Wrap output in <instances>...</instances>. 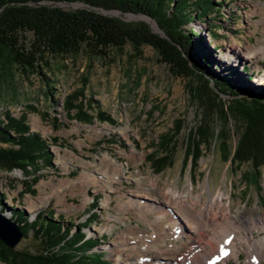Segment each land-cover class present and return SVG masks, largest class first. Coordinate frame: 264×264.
Masks as SVG:
<instances>
[{"label": "rangeland", "instance_id": "374dc122", "mask_svg": "<svg viewBox=\"0 0 264 264\" xmlns=\"http://www.w3.org/2000/svg\"><path fill=\"white\" fill-rule=\"evenodd\" d=\"M213 2L220 3L214 5L213 13L185 26L200 31L201 43L195 51H211L220 66L216 77L242 85L244 96L264 102V56L238 60L232 52L264 44V0ZM77 4L58 6L73 9ZM109 13L124 21L146 22L152 31L163 34L150 17L115 10ZM26 37L31 39V33ZM140 51L135 54L127 44L121 50L109 49L105 58L80 53L52 59V70L47 72V82L53 85L50 95L39 75L23 73L15 66L6 69L0 59V118L24 119L30 131L45 140L50 154V163L38 161L36 171L0 170L3 212L12 219L10 209L14 207L19 219L26 215L33 220L46 211L63 220L70 231L82 230L87 238L98 240L92 250L103 254L107 264H114L109 257L112 250L122 255L134 253L131 258L149 253L148 261L155 258L160 264L173 263L157 255L174 252L176 246L181 251L179 245L186 244L191 235L185 221H180L182 228L175 232L170 222L176 214L165 204L153 202L154 208L146 211L134 205L136 196L161 194L165 199L170 192L174 196L185 193L188 199L197 195L208 198L209 188L211 193L221 189L234 218L264 212V166L258 177L252 160L241 164L230 160L244 123L235 115L224 119L215 109L206 115L189 86L201 80L172 74L149 45L141 46ZM69 97L87 110L90 122L77 121L76 109L65 111L63 104ZM223 97L225 102L231 99L228 94ZM100 113L110 119L98 120ZM204 120L219 136L202 147V155L192 167L190 160L187 164L184 160L185 139ZM171 132L175 135L168 149L164 141ZM165 155V165L159 168L154 159ZM80 177L82 182L77 180ZM152 183L156 188H151ZM140 199L144 205L151 203ZM162 211L161 220L157 216ZM22 234L11 249L33 254L44 250L32 231ZM251 246L263 252L261 260L250 257L245 244L238 249L237 259L226 251L224 264H264V246ZM180 251L178 259L182 258Z\"/></svg>", "mask_w": 264, "mask_h": 264}, {"label": "trees", "instance_id": "16d2710c", "mask_svg": "<svg viewBox=\"0 0 264 264\" xmlns=\"http://www.w3.org/2000/svg\"><path fill=\"white\" fill-rule=\"evenodd\" d=\"M63 2L83 3L88 7L63 9L58 6ZM214 5L219 6L220 3L213 0H0L1 63L6 69L15 66L23 73L39 75L50 95L53 85L47 82V72L52 70V59L80 53L105 58L109 49L121 50L127 44L135 54H140V47L149 45L175 76L190 77L193 72H198L219 84L220 93L232 96L229 102H225L205 81L195 85L189 83L193 96L201 103L206 115L215 109L224 119L235 115L244 123L230 160L236 164L252 160L259 177V169L264 166V103L256 97L245 101L242 85L216 77L215 72L220 66L212 52L198 54L195 51V46L201 43L200 31L185 27L194 19L208 17L213 13ZM97 8L144 14L156 21L163 34L152 31L146 22L124 21L103 14ZM26 33H31L32 38L27 40ZM22 40L27 44L24 45ZM243 71L247 73L248 67L244 66ZM63 106L66 112L76 109L75 118L81 123L92 120L87 110L76 104L72 97L65 100ZM97 119L104 121L110 118L100 113ZM173 135L175 132L169 133L164 141H167L165 145L168 149L171 148ZM218 136L219 131H215L206 120L191 129L185 139L186 164L190 160L191 166L195 167L202 155V147L210 146ZM48 155L45 140L39 133L31 132L24 119L10 115H6L4 120L0 118V170L36 171L38 161L50 163ZM166 159L167 155L156 157L154 163L160 168L165 165ZM4 199L5 195L0 194L1 212L6 206ZM14 209H10L13 213L11 218L23 233L32 231L44 245V250L33 254L11 249L0 241L1 262L107 264L103 254L92 250L98 240L87 238L82 230L70 231L63 220L54 219L46 211L33 220L27 219L26 215L24 219H19Z\"/></svg>", "mask_w": 264, "mask_h": 264}, {"label": "bare ground", "instance_id": "6f19581e", "mask_svg": "<svg viewBox=\"0 0 264 264\" xmlns=\"http://www.w3.org/2000/svg\"><path fill=\"white\" fill-rule=\"evenodd\" d=\"M232 52L238 60L244 57L250 60L258 59L264 56V44L259 47L247 45L244 52H236L234 49ZM116 168L115 170L118 171V167ZM77 180L81 181V177ZM151 188H156L154 183L151 184ZM208 191V198L197 195L193 199H188L185 193L182 196H174L172 195L173 193L170 194L169 192L165 199L161 194H157L153 198L139 194L141 196H136L137 198L132 200L135 206L143 208L146 211L154 208L152 207L153 202H162L165 204L168 208L167 210L170 209L173 211L172 213L176 214H174L175 220L170 222V225L174 226L175 232L177 231L176 233H179L180 231L178 229L182 228L181 222L185 221L190 227L189 231L191 235L186 239V244L179 245L181 251L177 250L178 246H176L174 252L163 251L161 253L160 251L161 254L157 255L155 253V256L172 259L173 263L170 264H224L225 258L227 257L223 256L224 251H228V256L233 255L237 259L239 255L238 249L246 244L247 250L250 253L249 256L255 259L260 258L261 260L263 252L251 245L257 243L264 246V212L243 215L241 219H238V216L234 218L229 203L225 202L226 192L219 189L211 193L210 188ZM140 197L149 199L151 203L144 205ZM138 207L137 209L143 213L142 211L144 210L141 211ZM162 217H164L163 211L157 218L161 219ZM241 230H244L245 233L243 234ZM254 231L259 233L255 235ZM176 237H179V235H176ZM179 251L182 253V258L180 259L177 258ZM133 254L122 255L112 250L110 251L109 257L113 260L114 264H160L155 258L148 261L147 258L150 257L149 253L141 256L135 255L137 257L131 258Z\"/></svg>", "mask_w": 264, "mask_h": 264}, {"label": "water", "instance_id": "95a60500", "mask_svg": "<svg viewBox=\"0 0 264 264\" xmlns=\"http://www.w3.org/2000/svg\"><path fill=\"white\" fill-rule=\"evenodd\" d=\"M82 7H88V6L83 3H78L77 6L73 9L82 8ZM96 10L100 11L103 14L114 16V14L109 13V11H103L98 8ZM117 12H120V11H117ZM141 15H144V14H141ZM193 76H196L201 81L202 80L205 81L208 84V86L224 100L223 96H225V94H222L219 92V89H217L216 83L210 77L203 75V74H199L198 72H193ZM230 97L232 99V96ZM244 98H245L244 99L245 101L252 99V98H247L246 96H244ZM258 100L260 101V103H264L262 100L260 99ZM22 235L23 234H22V231L20 230L19 225L16 222H14L12 219H10L4 212L0 211V241L7 247L14 248L21 240Z\"/></svg>", "mask_w": 264, "mask_h": 264}]
</instances>
